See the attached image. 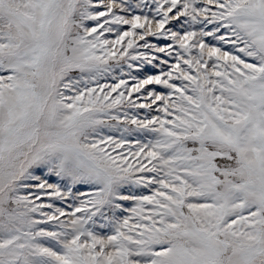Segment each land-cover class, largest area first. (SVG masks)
Listing matches in <instances>:
<instances>
[{"label":"snow or ice","instance_id":"obj_1","mask_svg":"<svg viewBox=\"0 0 264 264\" xmlns=\"http://www.w3.org/2000/svg\"><path fill=\"white\" fill-rule=\"evenodd\" d=\"M0 264H264V0H0Z\"/></svg>","mask_w":264,"mask_h":264}]
</instances>
